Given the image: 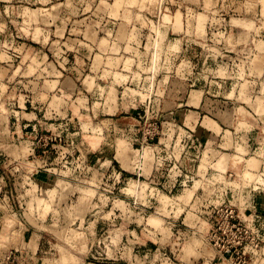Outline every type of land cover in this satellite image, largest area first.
Returning a JSON list of instances; mask_svg holds the SVG:
<instances>
[{"label": "rangeland", "instance_id": "rangeland-1", "mask_svg": "<svg viewBox=\"0 0 264 264\" xmlns=\"http://www.w3.org/2000/svg\"><path fill=\"white\" fill-rule=\"evenodd\" d=\"M222 103L239 123L209 125L192 185L151 147L111 173L135 134L176 136L164 114ZM242 107L264 132V0H0V264H264Z\"/></svg>", "mask_w": 264, "mask_h": 264}, {"label": "crops", "instance_id": "crops-1", "mask_svg": "<svg viewBox=\"0 0 264 264\" xmlns=\"http://www.w3.org/2000/svg\"><path fill=\"white\" fill-rule=\"evenodd\" d=\"M163 103L165 105L164 101H163ZM226 104L227 103H222L221 105L220 104H216L217 106L220 107L219 109L209 108V109H207V111H205L203 109V107L198 109L199 108L198 106L197 107H192V109L189 108V109H184V110H175L173 112L170 111V112H168V113L163 115V119H165V121L163 122V126L167 127V126L171 125L173 127H178L179 129L192 131L199 138V141L202 143L204 149L210 151V149L212 148L213 151H215L214 150L215 148L210 147V146L213 143L217 142L218 137H219V142H222L223 141V137H222V135L219 136L218 134H216L215 131H213L209 127V125L212 126L213 124H218V123L221 124V122H225L226 124L231 125V123L233 122V127H234L235 122L239 123V119L238 118H237L236 121H234V119L232 118V115H233L234 112L233 113L230 112V110H236L237 111V110H239V108H237V109L230 108ZM245 108L242 107L241 111H244V112H241L242 118H240V119H241V123H243L244 126H245V122L248 124V125L246 124V126L247 127L249 126V129L246 132L241 133L242 137H240V138L244 139V141H246V142L247 141L248 142H250V141L253 142V140H255L257 138L256 141L258 142V144L259 143H263L264 142V132L261 130L262 132H260V134L258 135V133H256L255 131H252L253 129H255L258 126V123L256 121V118H252V117L248 116V115H252V114L250 113V111L248 112L247 109H245ZM250 110H252V109H250ZM179 111L180 112L182 111L186 116L194 117L196 119V123L193 122V124H192L193 126H191V125H190V127L187 126L183 121H181V120H179V118H177V116H178L177 113ZM262 129H264V125L262 126ZM225 131H227V129L224 130L223 132H221L220 134L224 133ZM144 138H145V136H143V135L139 136V134H135V138L132 141V145L128 142V143H126V148L124 149V151H119V150L117 151L116 157L118 158L119 161L117 159H115V158H112V159L114 160V162L118 166H117V169L115 167H111L110 170H111L112 173L120 174V175H123V176H125V174L137 175L138 178H140L141 176L143 177V174H141V173L127 171V170L135 168L134 167L135 162L131 159V156L129 155V152L127 153V151H130L131 148H133L135 146H137L135 150H141V149H143L145 147L146 148L147 147H151V150H152V153H153L154 149L152 147L154 145L153 144L154 141L153 142H148L147 145H144V143H145L144 142ZM160 141L163 142L164 144L168 142V140L166 138L165 139L162 138ZM135 142H137V143H135ZM208 143H209V147L207 146ZM100 158H103L104 163L111 162L110 160H108V161L105 160V156L102 155V154L99 157V159ZM258 158H259V156H258ZM119 162L121 163V166L124 169L119 166L120 165ZM261 169H264V160H263V162L261 164ZM151 173H152V170L149 171L148 175H150ZM170 175L171 174H169V176ZM257 176L258 177H256V178L260 179L261 175L257 174ZM168 182L171 184L169 186V189H170L171 186H172V182H171V180H168ZM262 197H264V196H262ZM262 197L258 196L257 199L259 200V198H262Z\"/></svg>", "mask_w": 264, "mask_h": 264}, {"label": "built area", "instance_id": "built-area-1", "mask_svg": "<svg viewBox=\"0 0 264 264\" xmlns=\"http://www.w3.org/2000/svg\"><path fill=\"white\" fill-rule=\"evenodd\" d=\"M177 129H178V132L176 136L168 140L167 143L164 144L163 142L160 141V138H159L157 142L153 143L154 145L152 147L154 149L153 150V161L156 163V166H161V164L163 165L165 164L166 177L169 180H173L174 178L172 186L168 190L169 193H171L172 189H174L176 185L177 186L180 185V187L184 189L190 186V184L192 185L194 183L193 179L194 177L195 178L197 177L199 166H195V167L190 166V165L187 166L185 163H186V160H190L188 157L192 151H194V154L201 155V156L203 155L202 153L204 152V150H202V148L204 149V147L202 143L199 141V138L194 134V132H191L190 134L188 130L179 129L178 127ZM179 130L180 132H182V134H179ZM144 142L147 145L148 142H153V138L149 136H145ZM176 151L179 152V156L181 155V161L175 160L174 156H175ZM167 162H168V165H166ZM156 170L157 168H155L152 172L153 178L155 176ZM114 174L117 176L120 175L116 173ZM169 174L171 175L169 176ZM178 177H182V178L178 180L177 179ZM210 204L212 206L215 203L211 201ZM214 208L215 207L212 206V210ZM229 217L226 216L225 221H228Z\"/></svg>", "mask_w": 264, "mask_h": 264}, {"label": "bare ground", "instance_id": "bare-ground-1", "mask_svg": "<svg viewBox=\"0 0 264 264\" xmlns=\"http://www.w3.org/2000/svg\"><path fill=\"white\" fill-rule=\"evenodd\" d=\"M97 128V127H96ZM126 148V144L125 143H121V144H119V148H118V150L119 151H124V149ZM124 163V162H123ZM130 188H131V186H130Z\"/></svg>", "mask_w": 264, "mask_h": 264}]
</instances>
